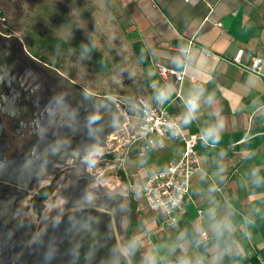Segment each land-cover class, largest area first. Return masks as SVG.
Returning <instances> with one entry per match:
<instances>
[{
  "label": "crops",
  "instance_id": "obj_1",
  "mask_svg": "<svg viewBox=\"0 0 264 264\" xmlns=\"http://www.w3.org/2000/svg\"><path fill=\"white\" fill-rule=\"evenodd\" d=\"M112 6L151 87L145 98L156 101V92L171 86L165 104L190 134L224 122L218 143L198 146L203 170L192 177L175 224L147 207L143 185L177 161L183 145L168 136L148 152L140 144L127 148L126 170L141 184L130 197V217L139 216L132 242L142 263L152 256L156 264H263L264 65L261 75L247 69L254 57L264 59V0H112ZM158 66L183 72L184 80L162 78ZM196 89L204 90L200 108L185 125L186 100Z\"/></svg>",
  "mask_w": 264,
  "mask_h": 264
},
{
  "label": "water",
  "instance_id": "obj_2",
  "mask_svg": "<svg viewBox=\"0 0 264 264\" xmlns=\"http://www.w3.org/2000/svg\"><path fill=\"white\" fill-rule=\"evenodd\" d=\"M13 39L24 50V42ZM25 55L18 68L19 79L35 98L53 107L49 131L41 136L34 165L55 174L54 166L69 160L71 167L86 165L96 149L108 145L113 133L124 130L118 101L93 94L48 64ZM31 161L13 172L25 177ZM42 162L52 165L44 167ZM93 178L84 174L72 180L64 191L61 210L49 216L43 211L42 228L35 236L28 223L19 222L27 236L16 249V264H133L124 229L125 195L91 188ZM6 181L9 199L11 189L16 186L23 195L34 180Z\"/></svg>",
  "mask_w": 264,
  "mask_h": 264
},
{
  "label": "rangeland",
  "instance_id": "obj_3",
  "mask_svg": "<svg viewBox=\"0 0 264 264\" xmlns=\"http://www.w3.org/2000/svg\"><path fill=\"white\" fill-rule=\"evenodd\" d=\"M119 21L112 0H0L1 32L20 38L33 55L89 92L116 99L123 116L139 98L150 96L151 87L132 50L131 37ZM121 132H115L87 164L101 186L125 195L128 212L124 229L132 226L134 242L140 220L137 214L130 217L134 206L130 197L140 192L141 184L126 170L127 143L120 139ZM70 170L71 166L58 171L54 182L43 188H49L46 201L59 190L63 175ZM43 189L35 198L20 203L24 215L35 222L42 215ZM29 204L34 205V211L29 210Z\"/></svg>",
  "mask_w": 264,
  "mask_h": 264
},
{
  "label": "flooded vegetation",
  "instance_id": "obj_4",
  "mask_svg": "<svg viewBox=\"0 0 264 264\" xmlns=\"http://www.w3.org/2000/svg\"><path fill=\"white\" fill-rule=\"evenodd\" d=\"M14 37L16 36L0 31V264H16L17 262L16 249L27 236L19 222L28 223L34 236L42 228L44 210L41 218L39 219L38 216L35 222L24 215L21 201L26 198H35L39 190L46 185H51L57 177L55 173L48 170L43 172V167L33 163L36 160L37 146L41 136L49 131L53 107L35 98L19 79L17 72L20 64L26 59L25 52L40 59L33 55L25 44L23 50L21 45L13 39ZM96 150L91 156L99 155ZM29 158L32 160L31 169L25 177L17 176L13 170L22 168ZM71 163L69 160L66 165L56 164L54 171H64L70 167ZM42 165L50 167L52 164L42 162ZM58 167L61 169L59 170ZM79 168L81 175H91L87 163ZM70 171H66L64 175ZM6 178L22 183L34 181L31 184V190H25L23 195L16 190V186L12 185L14 189L10 190L11 196L7 199L6 191L9 184ZM93 179L98 182L95 177ZM47 202L45 201V206ZM29 206V210L34 211V205L29 204ZM26 209L28 211V207Z\"/></svg>",
  "mask_w": 264,
  "mask_h": 264
},
{
  "label": "built area",
  "instance_id": "obj_5",
  "mask_svg": "<svg viewBox=\"0 0 264 264\" xmlns=\"http://www.w3.org/2000/svg\"><path fill=\"white\" fill-rule=\"evenodd\" d=\"M190 2L191 0H184ZM222 29V24H216ZM244 51L239 50L232 63L239 65ZM264 59L254 57L248 72L261 75ZM162 78L170 77L181 83L184 80V73L171 70L164 66H158ZM178 97L181 94L178 93ZM125 118L124 130L120 133V139H125L127 148L140 144L143 152L154 148L158 141L168 136H173L183 145L179 159L165 169L150 175L144 185L143 194L147 207L156 215L164 216L171 223H177L184 213V205L190 194L192 177L203 170L201 157L198 150L200 143L207 146L211 144L204 142V135L190 134L185 127L170 114L165 103H158L157 100H150L145 97L139 98L130 111L123 113ZM175 125L169 128L168 125ZM123 133V136H122ZM179 203L174 207L172 201ZM264 264V263H263Z\"/></svg>",
  "mask_w": 264,
  "mask_h": 264
},
{
  "label": "clouds",
  "instance_id": "obj_6",
  "mask_svg": "<svg viewBox=\"0 0 264 264\" xmlns=\"http://www.w3.org/2000/svg\"><path fill=\"white\" fill-rule=\"evenodd\" d=\"M204 90L203 89H196L190 92L187 100H186V112L183 118V124L188 125L191 123L192 120L196 118V113L198 112L200 108V100L203 95ZM171 96V86L165 85L164 87H161L157 92L155 99L158 103H165ZM213 97L209 96L208 101L209 103L212 101ZM168 127L174 128L175 125L169 124ZM224 127V122L219 121L216 125L209 127L205 130L204 133V142L208 143L209 140L213 141L214 143H218L220 136L219 133ZM99 151L98 149L96 150ZM92 163H95L93 160ZM253 175H256V171L254 170ZM259 183V181H258ZM216 189H210V191H215ZM179 203L178 200L172 201L173 206L175 207ZM145 264H156L155 257L147 256ZM180 264H191L189 260H181Z\"/></svg>",
  "mask_w": 264,
  "mask_h": 264
},
{
  "label": "bare ground",
  "instance_id": "obj_7",
  "mask_svg": "<svg viewBox=\"0 0 264 264\" xmlns=\"http://www.w3.org/2000/svg\"><path fill=\"white\" fill-rule=\"evenodd\" d=\"M112 135L110 136V138L112 137ZM110 138H109V140H110ZM109 140H108V142H109ZM105 147H101L98 150H103ZM58 169L60 170L61 168L58 167ZM81 174H82L81 169L79 167H77V168H75V172H72V173L70 172V173H67L66 175H64L62 183L60 184L59 190L53 196H51L49 198L48 202H47V207L48 208H47V210L45 212V215H47V216L54 215V214L58 213L61 210L62 205H63L64 200H65L64 199V191L66 190V188L69 185V183L72 180H74L76 177H80ZM47 180H45V181L47 182ZM91 188L107 189V188H104L103 186H101L94 179L92 181ZM109 190H111V189H109ZM112 191H114V190H112ZM115 191H119V190H115Z\"/></svg>",
  "mask_w": 264,
  "mask_h": 264
},
{
  "label": "trees",
  "instance_id": "obj_8",
  "mask_svg": "<svg viewBox=\"0 0 264 264\" xmlns=\"http://www.w3.org/2000/svg\"><path fill=\"white\" fill-rule=\"evenodd\" d=\"M119 23L121 25H123V22H121V20L119 21ZM136 46H137V44H133L134 49H136ZM36 57H38V56L36 55ZM43 62L46 63L45 61H43ZM48 197H49V188H45V189H43L42 193L40 194L42 210H43V206H45L44 203ZM42 210H40L39 212H42ZM132 237H133V233H132V228L130 227V229L127 233V246L130 249L133 264H143L141 261V257H140V251L136 248L135 244L132 242Z\"/></svg>",
  "mask_w": 264,
  "mask_h": 264
}]
</instances>
